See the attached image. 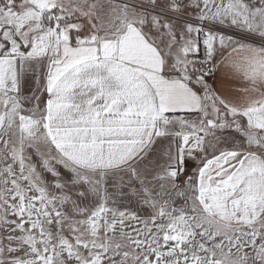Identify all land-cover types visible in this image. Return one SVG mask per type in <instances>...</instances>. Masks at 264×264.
I'll use <instances>...</instances> for the list:
<instances>
[{"label":"snow or ice","instance_id":"6c2138e0","mask_svg":"<svg viewBox=\"0 0 264 264\" xmlns=\"http://www.w3.org/2000/svg\"><path fill=\"white\" fill-rule=\"evenodd\" d=\"M0 264H264V0H0Z\"/></svg>","mask_w":264,"mask_h":264}]
</instances>
